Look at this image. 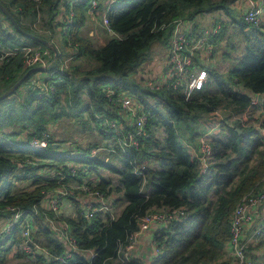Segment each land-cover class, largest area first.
Wrapping results in <instances>:
<instances>
[{"label":"trees","instance_id":"obj_1","mask_svg":"<svg viewBox=\"0 0 264 264\" xmlns=\"http://www.w3.org/2000/svg\"><path fill=\"white\" fill-rule=\"evenodd\" d=\"M92 1L0 0L22 30L50 42L56 27L62 24L65 44L73 49V55L96 62L90 70L70 65L68 71H60L61 64L70 57L72 62L74 56L64 58L56 47L58 57L54 59L49 47L23 34L0 9L3 48L30 47L52 53L43 71L47 76L44 84L37 87L33 83L35 72L12 93L10 89L32 67H25L22 51L0 58V218L11 216L7 207L25 211L32 217V246L49 251V255H29L21 249L20 220L16 229L0 241V264H7L12 246L19 260L15 264H141L139 259L118 263L120 244L138 230L146 214L179 208L185 209V216L155 233L160 253L150 264H216L231 238L230 216L234 208L264 178V119L255 129L223 123L221 134L207 139L211 153L204 158L193 156L185 141L195 143L194 125L207 118L212 121L210 114L217 109L240 112L262 95L259 102L264 111V24L248 25L236 13L237 0H117L107 12L112 36L98 47L91 37L80 34ZM98 1L92 13L102 18L107 2ZM217 11L232 20L236 25L233 34L245 43L246 51L239 62L226 74L208 67L210 82L189 99L182 88L157 90L144 85L138 73L151 58L154 44H168L172 23L194 22L198 16ZM71 12L74 17L69 22ZM219 22L215 24L221 25L220 31L211 39L215 47L225 39L227 31L226 23ZM21 87H27L26 91L20 92ZM108 89L115 92L112 100ZM121 92L137 99L147 115V137L138 147L125 151L115 134L99 125L104 118L125 121V114L114 103ZM63 94H67V103L76 116L88 112L97 129L111 138L110 152L119 166L96 156L93 152L97 149L77 152L70 146L58 151L63 142L54 140L52 125L62 118L59 108ZM153 128L163 130L162 142L152 135ZM44 133L50 135L48 148H30L28 142ZM253 158L257 160L255 164ZM151 161L158 167H151ZM101 169L117 176L116 185L112 186V177H104ZM52 173L65 174V183L90 184L110 200L112 211L97 213L91 219L79 208L75 217L44 211L41 203L45 193L58 186L59 175L54 180L44 177ZM20 181H29L30 188L13 192ZM211 192L216 193L215 200L210 198ZM113 193L120 196L113 199ZM120 203L123 207L118 210ZM51 220L69 226L77 250L55 233ZM9 241L11 245H7ZM87 252L93 256H87ZM66 255L68 263L54 259Z\"/></svg>","mask_w":264,"mask_h":264},{"label":"built area","instance_id":"obj_2","mask_svg":"<svg viewBox=\"0 0 264 264\" xmlns=\"http://www.w3.org/2000/svg\"><path fill=\"white\" fill-rule=\"evenodd\" d=\"M117 0H106V8L102 14L101 24L108 32H111L107 12ZM99 4L98 0L91 2L89 13L93 15ZM244 21L248 25L259 26L264 22V0H245L242 13ZM74 14L70 13L69 22L72 21ZM190 21L177 20L172 23L170 37L168 41V53L166 57V71L162 81L150 82L149 87L157 90L161 89H183L186 99H189L195 91L203 90L210 82V75L207 68L209 62L213 58L216 48L211 39L219 32V26H214L211 31L196 30L197 37H194V29L190 26ZM167 26H164L165 28ZM23 52L25 67L47 66L52 56L49 49H32L30 47L15 48L6 50L0 44V58L5 59L9 56L16 55L18 52ZM71 57L67 58L60 66V71H68V63ZM51 72L50 75H53ZM49 89L46 86L44 91ZM108 97L112 100L115 92L108 89ZM120 110L125 114V119L130 121V128L126 130L124 124L117 120L104 118L102 120L103 127L115 134L119 145L123 151L126 148H136L140 141L147 137V115L143 112L141 103L134 97L125 92L119 93L114 102ZM264 136V128L261 129ZM50 135L44 133L42 137H34L28 143L30 148L35 151H42L48 148L50 143ZM96 154L95 152H93ZM199 157L204 158L211 153V147L205 139H202L199 144ZM141 174V172H139ZM58 186L51 191L44 192L46 198L41 206L46 212L60 213V204L63 199L72 198L83 195L87 197L89 202L82 211L83 215L91 219L97 213H104L111 210L110 205L106 202L104 195L97 189H94L86 182L82 183H65L67 177L62 173H52L44 175L50 180H54L56 176ZM94 200V202H91ZM96 203L97 205H93ZM264 206V178L262 183L257 184L249 193H247L237 203L230 216L231 238L228 243L230 251L233 253L236 263L253 264V259L248 252L251 244H257L264 237V213L259 212ZM6 211L10 212L9 218H0V241L7 235H10L16 229L17 223L23 221V242L21 249L29 255H49L47 249H39L32 246L33 244V225L32 217L25 214V211L7 207ZM185 209H173L167 211H157L146 214L140 219L139 228L137 231L129 234L124 244H120L117 250V262L126 263L130 260L129 254L136 246L140 234L149 230L153 224L165 226L171 221L180 220L185 216ZM56 221L51 220L50 224L54 231L59 234L60 238L71 249L77 250L74 238L70 235V228L67 224L58 227ZM12 241H9V243ZM93 256V254L91 255ZM55 260H60L63 263H68L70 260L68 255L56 256ZM235 263V264H236Z\"/></svg>","mask_w":264,"mask_h":264},{"label":"rangeland","instance_id":"obj_3","mask_svg":"<svg viewBox=\"0 0 264 264\" xmlns=\"http://www.w3.org/2000/svg\"><path fill=\"white\" fill-rule=\"evenodd\" d=\"M89 17V16H88ZM90 18V17H89ZM87 18V21H90V19ZM100 18V16H98ZM63 19V14L61 17V20ZM225 22L227 31H226V36L225 39H222L221 42H219L218 47L216 48V51L214 53V61L212 64L213 69H216L220 71L221 73L226 74L230 69H232L240 60V58L245 54V43L241 40L240 36L234 35V28L235 26L233 25L232 20L222 11H217V12H212V13H207L201 16H198L194 23H197L198 25L197 30H208L211 31L214 26H221L220 22ZM216 22L220 24H215ZM264 22L262 23V25ZM261 25V24H260ZM223 26V25H222ZM38 27V25L36 26ZM220 31V28H219ZM45 35L51 36V34L45 33ZM53 41L55 44L58 46V48L61 50V52L64 53L65 50L69 51V53H64V58L73 55L74 53L72 52L73 49L70 46H67L65 44V28L62 24L58 25L55 29V33L53 35ZM157 45L154 44L153 47ZM151 50V58H153V51L154 50H160L161 48L164 47L163 44H158L157 48H153ZM168 47V44H167ZM157 53V51H156ZM167 53H168V48H167ZM74 56V55H73ZM80 63L81 68L84 70H90L96 66V62L91 59H79L78 57L74 56V60L71 62H67L68 66L70 68L73 65H76L77 63ZM84 61V62H83ZM1 63V61H0ZM42 75L41 79H43L46 75L43 71H39ZM37 72L34 77L38 74ZM40 79V80H41ZM27 87H21L20 92H25ZM61 103L62 106L59 108L60 111H62V118L60 119L59 122L55 123L52 125L53 129V138L56 141H61L63 142L61 145V149L63 148L64 150L68 149L70 146L72 150L74 151H85L86 149L90 148V151L92 149H97L94 150L96 153V156H100V158H104L106 160V157H111L110 162L115 165L119 166L120 163L119 161L115 158L114 155L111 154V152L108 150L111 147H113V143L111 142V138L106 136V134H102L97 128L96 122L92 119L90 114L88 112H84L82 114H79L76 116L70 109L68 103H67V94H63L61 97ZM259 109L256 107V105L250 106L245 110H242L240 112H235L232 110L228 109H217L215 112L210 114L214 119L212 121L209 120V118L198 122L195 124V143L194 142H187L185 141V144L191 145V146H196L197 144H200V141L202 139L206 140L210 139L214 136H218L221 134V126L223 123H227L226 125L232 127V126H237L240 125L244 128L246 127H252V128H258L259 124L261 123V118L262 114L259 115ZM206 118V117H205ZM100 127L103 126L102 123L99 124ZM152 135L156 137L160 142L163 141L164 138V132L163 130L159 129H152L151 130ZM152 146V145H150ZM70 149V148H69ZM257 162L256 159H252V164H255ZM156 163V162H155ZM154 161H151V164H155ZM102 173L105 175L104 177L110 178L112 177V186L116 185L117 183V177L113 175L110 171L108 170H101ZM30 184L27 183V181H20L15 183L13 192H16L18 190L22 189V185ZM18 186V187H16ZM29 188V187H28ZM144 187V191H145ZM23 190V189H22ZM210 198L215 200L217 198V195L215 192L210 193ZM123 207V203H120L118 205V210ZM117 209V207H116ZM117 210V211H118ZM1 221V219H0ZM7 245H11V242ZM260 247L262 252L259 257H257V262L258 264H264V238L260 241ZM13 248V247H12ZM13 250L9 252L8 255V261L7 264H15L19 260L16 258L15 253L13 254ZM255 259V258H254Z\"/></svg>","mask_w":264,"mask_h":264},{"label":"crops","instance_id":"obj_4","mask_svg":"<svg viewBox=\"0 0 264 264\" xmlns=\"http://www.w3.org/2000/svg\"><path fill=\"white\" fill-rule=\"evenodd\" d=\"M244 2H245V0H237L234 4V8L236 9V13L238 15H242V13H243ZM87 18H89L90 21H87ZM87 18H86V22H85L84 26L82 27V29L80 31L81 36L82 37H91L93 39V41L95 42V45L98 47L104 46L107 43V41L110 39L112 34H110L109 32L106 31L105 27L101 24V18H98V15L95 16V15H90L88 13ZM189 24H190L192 29L201 28V27H198V25H196L197 23L190 22ZM52 43L55 45V47L58 48V46L55 44L54 41ZM157 46H158V44L153 48H157ZM59 51H61V50L59 49ZM156 51H157V53H156ZM153 52H154L153 58H150L138 73L139 78L141 80H143V83L146 86H149L148 84L150 82L162 81L164 76H165V71H166V61L165 60L167 57V45H164V47L161 48L160 50H154ZM64 53H69V51L65 50ZM80 59H87V57H85V58L81 57ZM213 61H214V56L210 60L209 65H208L210 68L214 67L211 64V63H213ZM80 63H82V62L79 61V63H77L76 65H78L80 70L83 71L84 69L81 68ZM42 75L43 74H41L39 72V75L37 74L35 77H33V83H35V85L37 87H41L44 84L45 79L47 78V76L45 75V77L43 79H41ZM259 101L260 100H259L258 96L255 97L252 106L256 105V107L259 109V112H258L259 115L262 114L261 120H263L264 119V111H263V108H262ZM122 123L124 124V128H130V121L129 120L125 119V121ZM57 146H58V143L56 144V147ZM186 147H187L188 151H190L193 154V156H198L200 154L199 153V145L198 146L196 145L194 147V146L186 144ZM61 150H64V149L59 148L58 151H61ZM66 150H68V149H66ZM108 150L111 151V149H108ZM106 161H110L108 157H106ZM149 165L153 168L158 167V163H155L154 165L149 163ZM101 174H103L102 171H101ZM27 183H30V182L27 181ZM30 186H31L30 184H26L24 186L22 185V189H28V187L30 188ZM16 187H18V186H16ZM145 191H146V189H145ZM119 196H120V194L113 193L111 198L116 199ZM105 200L109 205H111L110 200H108V199H105ZM88 202H89L88 198L87 197L85 198L82 196H77L75 198L72 197V198L63 199L61 201V204H60V213L59 214H60V216L62 215L64 217H75L77 214V208H79L83 211ZM91 202H94V200H91ZM42 205L44 207H47L46 203L42 202ZM259 212H261L262 214L264 213V206L261 209H259ZM55 223H56V225H58V227H61L64 224V222H57V221ZM160 227H162V226L158 225V224H153L149 230L140 234V237L138 239L136 246L134 247V249L129 254L130 259H139L141 264H150L151 263V260L160 253V250L158 249V247L154 241L155 233L160 229ZM57 235L59 236V234H57ZM260 241L257 244H251V247L249 250L250 254L252 256V259H253V264H258L256 258L259 257L260 254L262 253V252H260L261 248H262V247H260L261 245H259ZM12 247L13 248H11V249H14L13 250V254H14V253H16V249H15V246H12ZM92 254H93L92 252H87V256H91ZM223 262L224 263L228 262L229 264H235L237 262L233 253L230 251L229 245L226 246V249H225L222 257L220 258V260L217 261L216 264H221ZM236 264H239V263H236Z\"/></svg>","mask_w":264,"mask_h":264},{"label":"water","instance_id":"obj_5","mask_svg":"<svg viewBox=\"0 0 264 264\" xmlns=\"http://www.w3.org/2000/svg\"><path fill=\"white\" fill-rule=\"evenodd\" d=\"M0 9L1 11L10 19V21L14 24V26L19 29L23 34L27 35L28 37L39 41L41 43H43L45 46L49 47L53 53H54V59H56L58 57V51L57 48L54 46V44L44 38L32 35L30 33L25 32L24 30H22L19 25L16 23V21L14 20V18L9 14V12L7 11V9L1 4L0 2ZM47 69V66H36V67H32L30 68L27 73L10 89V92H14L19 85L32 73L35 72H39V71H45ZM5 96V95H4ZM259 100L262 99V95H258Z\"/></svg>","mask_w":264,"mask_h":264},{"label":"bare ground","instance_id":"obj_6","mask_svg":"<svg viewBox=\"0 0 264 264\" xmlns=\"http://www.w3.org/2000/svg\"><path fill=\"white\" fill-rule=\"evenodd\" d=\"M27 215V214H26Z\"/></svg>","mask_w":264,"mask_h":264}]
</instances>
